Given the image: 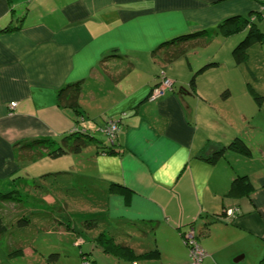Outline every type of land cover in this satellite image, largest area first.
<instances>
[{"label": "crops", "instance_id": "1", "mask_svg": "<svg viewBox=\"0 0 264 264\" xmlns=\"http://www.w3.org/2000/svg\"><path fill=\"white\" fill-rule=\"evenodd\" d=\"M251 12H261L264 32V0H0V189L17 182L21 197L34 158L68 134H88L80 151L63 153L80 166L69 161L63 172L79 169L81 195L98 197L87 214L102 216L113 264H188L189 225L202 264H264V42L241 62L232 50L246 30L187 43L173 60L165 43ZM7 25L17 27L1 31ZM209 62L217 64L196 73ZM162 75L173 88L150 101ZM77 81L78 112L57 99ZM109 120L119 124L117 153L101 148ZM236 137L249 153L207 159ZM40 139L48 143L28 147ZM238 176L249 178V193L229 194Z\"/></svg>", "mask_w": 264, "mask_h": 264}, {"label": "rangeland", "instance_id": "2", "mask_svg": "<svg viewBox=\"0 0 264 264\" xmlns=\"http://www.w3.org/2000/svg\"><path fill=\"white\" fill-rule=\"evenodd\" d=\"M69 161L80 166L78 156L50 157L46 153L34 158L29 170L34 182L22 191L19 200L0 206L5 225L0 234V264H92L94 261L96 264H113L117 260L108 250L105 253H109V257L104 253L101 246L104 243L109 247L107 240L97 242L102 216L87 214L95 208L93 204L98 207V197L90 196L86 200L81 195L84 188L79 169L70 176L63 172ZM68 180H74L75 184ZM63 203H68L67 210ZM22 218H27L28 224L19 225ZM68 222L73 229L65 231L52 227L55 223L64 225Z\"/></svg>", "mask_w": 264, "mask_h": 264}, {"label": "trees", "instance_id": "3", "mask_svg": "<svg viewBox=\"0 0 264 264\" xmlns=\"http://www.w3.org/2000/svg\"><path fill=\"white\" fill-rule=\"evenodd\" d=\"M261 12H257L253 14L252 12L249 13L247 16L244 15H231L223 20H221L215 28L211 30H198L196 32L187 33V34H181L179 36H176L172 38L169 41H166L168 45H173L166 51L167 60H173L176 59L182 55L185 54L187 51V46L185 44L190 43L191 45L195 46L201 41H204L206 38L211 37L215 33H220L223 36H229L234 33H237L242 30H246L244 36L241 40L238 41V43L234 46L232 53L235 59V62H241L245 59L247 54V49L253 44V43H263L264 42V32L261 31V29L258 27L256 21L257 18H259L262 14ZM17 26L14 25H7L5 26L1 31H10L16 28ZM192 46V47H193ZM217 64L216 62H209L202 67H200L196 73L201 72L205 70L206 68ZM190 84H194V75L192 76L190 80ZM81 91V83L79 81L74 83H69L62 87L58 93H57V99L59 104L71 107L76 112H78L79 107V94ZM93 136L88 134H77L76 132L72 134H68L67 136H64L62 139V143L57 146L56 148L48 151V156L50 157H58L63 155V153L73 151L78 152L80 151L84 146L89 144L93 140ZM48 140H33L30 144H28V147H31L35 144H46ZM45 147V146H44ZM46 149H49L48 146L45 147ZM102 150L106 153H117L119 152L118 144L115 143V141L110 142L108 145H102ZM227 149H233V150H239L244 153H249L250 150L247 146V144L239 137H236L233 139L228 145H224L220 147L219 149L215 150L207 159L210 162H214L216 159H218ZM31 157V156H30ZM118 187H122L120 184H115ZM252 189V185L250 183V180L247 176H238L233 179L231 188L229 191V194L241 196L249 193V191ZM18 194H20V191L17 188L12 189H0V206L3 202H9L14 203L18 198ZM27 218H22L19 220V225L24 226L25 224H28ZM69 223H66L64 225H60L57 223V227L62 230H71L73 229ZM5 230V225L2 223V218L0 215V234L3 233ZM100 237V238H99ZM98 242L101 240H107V244L110 246L113 245L111 237H107L105 233L101 232L99 234ZM96 238V239H97ZM100 241V242H101ZM102 243V242H101ZM104 246V243H102ZM105 249H109L108 246L105 247ZM81 255L83 256V252H81ZM145 255L151 256L156 255L155 251H149Z\"/></svg>", "mask_w": 264, "mask_h": 264}, {"label": "built area", "instance_id": "4", "mask_svg": "<svg viewBox=\"0 0 264 264\" xmlns=\"http://www.w3.org/2000/svg\"><path fill=\"white\" fill-rule=\"evenodd\" d=\"M173 88V80L165 75L160 76L159 81L152 87L148 99L150 101H155L161 98L167 91ZM17 102L12 101L9 103V107L14 109ZM103 132L106 134L110 142L115 141L118 132L119 124L118 120H109L103 126ZM225 213L228 215H234L235 208H227ZM182 239L187 245L189 250L190 262L188 264H202L203 259L206 255V251L200 245L197 239V235L192 226H186L181 232ZM87 264V263H86Z\"/></svg>", "mask_w": 264, "mask_h": 264}]
</instances>
